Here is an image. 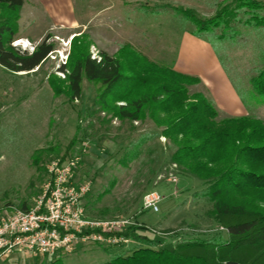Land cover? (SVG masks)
<instances>
[{
	"label": "rangeland",
	"instance_id": "rangeland-1",
	"mask_svg": "<svg viewBox=\"0 0 264 264\" xmlns=\"http://www.w3.org/2000/svg\"><path fill=\"white\" fill-rule=\"evenodd\" d=\"M228 1L70 0L69 18L55 23L38 5L27 0L19 9L12 43L36 47L47 39L53 49L32 74L11 72L0 66V216L12 208L31 205L44 182L48 159L66 153L79 157L77 180L90 185L84 201L88 215L99 218L135 215L137 224L148 228L139 232L161 243L218 234L226 238L225 230L206 215L209 202L193 196L202 185L192 177L174 172L166 137L164 142L155 138L147 143L143 153L127 166L119 162L140 135L160 131L151 120L132 125L116 118L107 121L104 112L94 106L96 84L84 79L81 97L70 100L56 93L49 79L55 78L57 83L64 80L59 68L69 61L73 36H77L78 43H88L92 57L99 56L100 51L116 55L127 46L147 59L172 67L183 34L195 29L173 7H191L202 17L210 18ZM229 27L226 31L216 27L201 35L213 47L247 114L264 121V103L250 97L249 84V78L264 66V26L232 21ZM220 33L225 37H219ZM190 90L208 93L199 84ZM75 138L76 142L71 144ZM152 146L155 152L148 155L147 147ZM172 175L177 177L175 183L167 179ZM150 190L163 196L158 212L140 211L141 197ZM135 245L131 242L125 250ZM113 252L114 249L90 248L63 256L60 261L100 264ZM40 262V258L18 257L5 264Z\"/></svg>",
	"mask_w": 264,
	"mask_h": 264
},
{
	"label": "trees",
	"instance_id": "trees-1",
	"mask_svg": "<svg viewBox=\"0 0 264 264\" xmlns=\"http://www.w3.org/2000/svg\"><path fill=\"white\" fill-rule=\"evenodd\" d=\"M23 2L0 0V66L11 72L40 66L53 49L47 39L32 52L12 44ZM173 9L194 24L192 33L197 36L216 27L226 31L232 21L264 26L263 0H229L210 18L191 7ZM218 36L225 37L224 33ZM77 40L73 36L69 61L59 68L64 80L49 79L52 89L70 100L78 99L86 79L97 85L94 106L107 121L116 118L132 125L151 120L160 131L140 135L119 162L127 166L147 143L166 137L174 172L202 185L194 198L209 202L206 215L226 232V238L218 234L161 243L139 232L147 227L132 226L125 235L136 245L110 253L100 264H264V121L248 114L221 116L203 91L191 92L200 82L198 77L147 59L127 46L116 55L100 51L92 57L88 43ZM249 84L250 97L264 103V66L249 78ZM75 142L76 138L71 144ZM146 152L152 155L155 148L147 147ZM39 264L63 263L57 259Z\"/></svg>",
	"mask_w": 264,
	"mask_h": 264
},
{
	"label": "built area",
	"instance_id": "built-area-1",
	"mask_svg": "<svg viewBox=\"0 0 264 264\" xmlns=\"http://www.w3.org/2000/svg\"><path fill=\"white\" fill-rule=\"evenodd\" d=\"M16 42L12 44L29 52L35 48ZM159 139L166 140L164 136ZM79 160L70 154L49 158L33 203L0 216V263L13 256L52 261L90 248L125 250L134 242L125 233L138 225L135 215L99 218L87 214L84 201L90 185L77 180ZM167 179L177 181L175 175ZM162 199L155 190L144 192L140 211L158 212Z\"/></svg>",
	"mask_w": 264,
	"mask_h": 264
},
{
	"label": "crops",
	"instance_id": "crops-1",
	"mask_svg": "<svg viewBox=\"0 0 264 264\" xmlns=\"http://www.w3.org/2000/svg\"><path fill=\"white\" fill-rule=\"evenodd\" d=\"M27 0H24V3ZM41 8L43 12L55 23L59 19L69 18L70 0H29ZM22 5V6H23ZM21 6V7H22ZM68 15V16H67ZM177 59L172 65L176 71L198 77L199 85L205 88V95L212 100L217 110L229 116H241L247 114L245 104L237 92L233 82L223 70L211 44L202 36L185 32L179 43ZM40 66L30 70L21 71L20 74L35 73ZM13 256L0 263L5 264Z\"/></svg>",
	"mask_w": 264,
	"mask_h": 264
}]
</instances>
